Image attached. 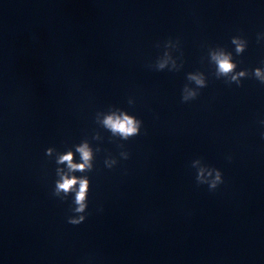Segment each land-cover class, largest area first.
<instances>
[{"label": "water", "instance_id": "95a60500", "mask_svg": "<svg viewBox=\"0 0 264 264\" xmlns=\"http://www.w3.org/2000/svg\"><path fill=\"white\" fill-rule=\"evenodd\" d=\"M258 33L264 0H0V264H264ZM233 36L248 41L242 55ZM170 39L182 67L156 71ZM215 47L249 71L240 86L216 77ZM192 72L207 87L182 103ZM110 108L140 119V134L123 141L97 124ZM85 139L100 150L75 173L91 187L74 226L45 150ZM196 159L223 173L216 190L197 185Z\"/></svg>", "mask_w": 264, "mask_h": 264}, {"label": "clouds", "instance_id": "9594fccd", "mask_svg": "<svg viewBox=\"0 0 264 264\" xmlns=\"http://www.w3.org/2000/svg\"><path fill=\"white\" fill-rule=\"evenodd\" d=\"M262 40H264V33H258L257 43ZM178 43V41L174 43L171 39L168 40L164 45L165 51L163 55L158 57L155 64L151 67H154L156 71L165 69L178 71L182 64H177V58L173 57L171 51L178 47ZM231 44L234 46L235 54L242 55L247 49L248 41L242 36H233ZM208 58L209 62L215 66L216 77L218 79L221 77L225 78L228 84L235 83L240 86L241 81L249 76L247 69L237 71L238 65L233 59V53L223 47L209 48ZM251 75L264 85V68L257 67L253 69ZM186 78L195 87H191L189 84L184 85L181 92L182 103L195 100L199 96V89L207 87V79L202 72L188 73ZM128 102L129 104L133 103L131 99ZM96 123L109 131L113 137L127 141L140 134L143 122L123 109L110 108L107 112H98L96 114ZM259 123L264 125V120L259 121ZM262 136H264V133H262ZM92 139L100 140L101 136L96 133ZM99 150V148L93 149L87 139L74 145V150L70 148L64 152H57L53 147H48L45 150L46 156L53 157L55 155V163L57 165V179L52 192L53 196L61 201L67 200L69 196L73 197L71 207L73 214L67 218V223L71 225L78 226L86 220L88 194L91 187L90 179L87 175L77 176L75 173L92 171L95 153ZM77 154L79 155V162L76 160ZM120 156L123 159H128L129 154L125 151L121 152ZM228 159L230 160L231 157H228ZM117 163L118 161L111 157L106 158L104 161L105 166L109 169ZM192 167L196 169L195 179L197 185L206 184L209 191H214L224 183L221 170L204 164L201 159L193 160Z\"/></svg>", "mask_w": 264, "mask_h": 264}]
</instances>
